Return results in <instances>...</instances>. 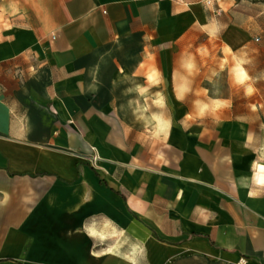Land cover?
Returning a JSON list of instances; mask_svg holds the SVG:
<instances>
[{
  "label": "crops",
  "instance_id": "1",
  "mask_svg": "<svg viewBox=\"0 0 264 264\" xmlns=\"http://www.w3.org/2000/svg\"><path fill=\"white\" fill-rule=\"evenodd\" d=\"M261 178L264 0H0V264H264Z\"/></svg>",
  "mask_w": 264,
  "mask_h": 264
},
{
  "label": "clouds",
  "instance_id": "2",
  "mask_svg": "<svg viewBox=\"0 0 264 264\" xmlns=\"http://www.w3.org/2000/svg\"><path fill=\"white\" fill-rule=\"evenodd\" d=\"M204 2H205V4H206V6L208 7V9H210V10H214V4H215L216 0H204ZM245 63H248V61H247L246 59L241 58V59L239 60V63H237V64L235 65V69L238 70L237 83H239V84H241V85H243L247 80L250 79V77L248 76L247 71L244 70V68H243V64H245ZM147 80H148L149 82H151L152 77H151V76L147 77ZM137 87H138V89H142V92L148 90V89H147L146 87H144V86H137ZM252 91H253V89H252L251 86H249V87H247V88L245 89L246 94H251ZM156 103H157L158 105H160V104H161V101H157ZM206 108H207V105H205L204 108L201 109V112H203ZM152 119H153L154 121H156L157 128H158L160 131H163V128L161 127V116L158 115V114H153V115H152ZM258 182L261 183V184H264V178H261ZM134 251H135V249H134ZM131 264H136V261H135V260H132V261H131Z\"/></svg>",
  "mask_w": 264,
  "mask_h": 264
},
{
  "label": "rangeland",
  "instance_id": "3",
  "mask_svg": "<svg viewBox=\"0 0 264 264\" xmlns=\"http://www.w3.org/2000/svg\"><path fill=\"white\" fill-rule=\"evenodd\" d=\"M249 1H251V0H249ZM252 12V10L250 9V8H245V14L246 15H248L249 13H251Z\"/></svg>",
  "mask_w": 264,
  "mask_h": 264
},
{
  "label": "built area",
  "instance_id": "4",
  "mask_svg": "<svg viewBox=\"0 0 264 264\" xmlns=\"http://www.w3.org/2000/svg\"><path fill=\"white\" fill-rule=\"evenodd\" d=\"M94 160H95V158H94ZM239 264H245V260L244 259L241 260Z\"/></svg>",
  "mask_w": 264,
  "mask_h": 264
}]
</instances>
